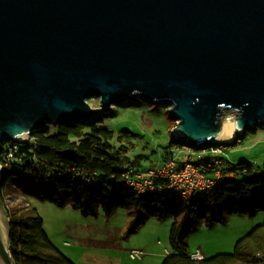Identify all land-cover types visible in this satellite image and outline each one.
<instances>
[{"label": "water", "instance_id": "water-1", "mask_svg": "<svg viewBox=\"0 0 264 264\" xmlns=\"http://www.w3.org/2000/svg\"><path fill=\"white\" fill-rule=\"evenodd\" d=\"M93 98L171 105L197 149L264 128V0H0V152ZM11 233L0 197V264Z\"/></svg>", "mask_w": 264, "mask_h": 264}, {"label": "trees", "instance_id": "trees-1", "mask_svg": "<svg viewBox=\"0 0 264 264\" xmlns=\"http://www.w3.org/2000/svg\"><path fill=\"white\" fill-rule=\"evenodd\" d=\"M88 102L92 106L90 100ZM125 103L150 104L137 100L117 106ZM94 109L97 112L89 119L65 126L47 125L23 143L4 142L0 152V197L11 224L10 253L14 264H75L50 240L44 231V221L35 209L25 206L17 210L8 206V190L23 188L25 181L36 187H52L70 193L71 204L85 217H98L105 205H110L111 209L126 204L137 209L144 205L160 206L162 215L175 218L170 233L171 249L162 264H264V223L239 240L232 254L196 260L191 257L188 244L200 206L208 221L222 218L229 209L250 216L264 211V169L256 168L249 161L232 164L221 158L222 165L210 172L212 176L220 172L221 177L211 190L204 191L206 195L201 203L197 194L188 201L160 193L136 194L128 187L124 174L132 169L148 171L141 168V159L146 156L131 154L135 144L130 138L137 135L123 129L119 132L121 135L116 136V132L105 125V118L114 116L115 107ZM186 143L174 138L171 132L163 161L174 156L170 148H181ZM9 152L13 155L11 159H8ZM140 223L142 220H133L130 232L136 231Z\"/></svg>", "mask_w": 264, "mask_h": 264}, {"label": "rangeland", "instance_id": "rangeland-1", "mask_svg": "<svg viewBox=\"0 0 264 264\" xmlns=\"http://www.w3.org/2000/svg\"><path fill=\"white\" fill-rule=\"evenodd\" d=\"M90 102L94 108L102 111L99 98H93ZM117 105L121 104L112 105L116 108L115 114L105 118V125L113 129L116 136L121 135L119 132L123 129L137 135L130 138L135 144L131 154L146 156L141 159L143 170L161 166L164 163V147L170 144L171 132L178 126V121L168 114L171 105ZM226 116L235 118L234 113ZM236 142L221 146L224 151L221 158L232 164L249 161L256 168L264 169L263 127L247 132L245 138L239 137ZM170 150L178 152L176 147ZM22 186V190L18 187L8 190L6 198L10 209H35L44 221V231L50 240L75 264H145L142 261L150 254L146 250L166 252V249H171L170 233L175 218L168 214L162 215L158 205H144L139 209L130 204L112 209L110 205H105L98 217H85L73 207L68 192L52 187H36L26 181ZM205 195V192L197 193L200 203ZM136 219L142 220V223L137 226L136 231L130 232V224ZM195 222V230L188 239L189 250L199 249L206 258H212L219 254H232L239 240L264 223V211L250 216L229 209L222 218L208 221L200 206ZM118 243L126 252L131 249L142 250L143 259L135 260L122 251H115L111 246Z\"/></svg>", "mask_w": 264, "mask_h": 264}, {"label": "built area", "instance_id": "built-area-1", "mask_svg": "<svg viewBox=\"0 0 264 264\" xmlns=\"http://www.w3.org/2000/svg\"><path fill=\"white\" fill-rule=\"evenodd\" d=\"M178 149L183 153L182 159L174 155L161 166L151 170L139 171L132 169L127 171L124 174V179L128 187L136 194L160 193L170 198L180 197L185 201L190 200L198 192L211 190L221 177L220 172H217L214 176L210 172L215 171L222 165L223 148L218 146L197 149L186 143ZM12 157V153L9 152L8 159ZM209 157L211 161H207ZM157 183L159 184L157 185ZM130 256L132 259L141 260L144 252L132 250ZM191 257L196 260L204 258L200 251L192 253Z\"/></svg>", "mask_w": 264, "mask_h": 264}, {"label": "crops", "instance_id": "crops-1", "mask_svg": "<svg viewBox=\"0 0 264 264\" xmlns=\"http://www.w3.org/2000/svg\"><path fill=\"white\" fill-rule=\"evenodd\" d=\"M177 149H178V148H177ZM174 155H177L180 159H182L183 153L180 152L179 149H178V152L175 153ZM66 246H68V245H66ZM111 247H113L115 251H118V252L122 251V253H125V254H127V255H130V252H126L125 249H123L122 246H120V243L115 244V245H113V246H111ZM144 249H145V248H144ZM132 250H134V249H131L130 251H132ZM140 251H142V250H140ZM146 251H148L150 254L148 255V257H146V258L143 259L142 262L145 263V264H161V262L164 260V258L168 255V252H170L169 249H166V252H165V251L162 252V250H146ZM197 251H200V253L202 254V251L199 250V249L196 250V251H191V250H190L191 253H195V252H197ZM148 252H147V253H148ZM65 255H66V254H65ZM69 255H70V254H69ZM66 256H67V255H66ZM202 256L205 257L204 254H202ZM71 257H72V256H71ZM130 257H131V256H130ZM70 259H71V258H70ZM149 259H152V261H147V260H149Z\"/></svg>", "mask_w": 264, "mask_h": 264}, {"label": "bare ground", "instance_id": "bare-ground-1", "mask_svg": "<svg viewBox=\"0 0 264 264\" xmlns=\"http://www.w3.org/2000/svg\"><path fill=\"white\" fill-rule=\"evenodd\" d=\"M232 139L234 140V135H233Z\"/></svg>", "mask_w": 264, "mask_h": 264}]
</instances>
